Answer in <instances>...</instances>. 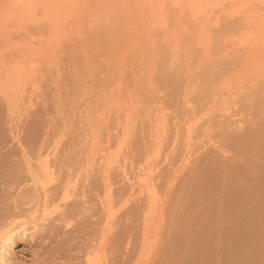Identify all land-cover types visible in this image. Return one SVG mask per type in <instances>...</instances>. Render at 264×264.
<instances>
[{"label":"rangeland","instance_id":"obj_1","mask_svg":"<svg viewBox=\"0 0 264 264\" xmlns=\"http://www.w3.org/2000/svg\"><path fill=\"white\" fill-rule=\"evenodd\" d=\"M15 173L22 264H264V0H0Z\"/></svg>","mask_w":264,"mask_h":264},{"label":"bare ground","instance_id":"obj_2","mask_svg":"<svg viewBox=\"0 0 264 264\" xmlns=\"http://www.w3.org/2000/svg\"><path fill=\"white\" fill-rule=\"evenodd\" d=\"M17 174L18 173H15L11 177L5 178V180H4L5 183H3L4 184L3 185L4 188L0 189V193H2L3 196L5 194H9V188L11 186H13L15 184V181L18 179ZM109 195L110 194H108V196ZM105 197H107V195ZM104 199H106V198H104ZM110 200H111V196H110ZM103 203H105V202H103ZM108 203H110V202H107V204ZM33 206H36V204H33ZM103 209H105L106 212L108 211V207L106 206V204L103 207ZM23 211L25 213V210H23ZM23 211H22V208H21L17 212L3 213V214L1 213L0 214V264H22L23 262L25 263L24 253H26V251H29L34 246L36 247V245H38L39 241L41 242V240L37 241L38 240L37 239L38 234H40V232L43 231V230L40 231V229H39L40 228V225L38 224L39 222L37 223L36 219H34V221L31 222V224H33V225L29 227V220H31V219L28 220L27 219L28 215L26 217L24 215ZM36 212H38V210ZM30 217H31V215H30ZM35 217H37V216H35ZM50 217H52V216H50ZM103 217H105V216H103ZM40 220H42V219H40ZM37 224L39 226H37ZM35 228H37V229H35ZM37 231H39V233ZM99 235H101V234H99ZM41 237L42 238H40V239H43V236H41ZM25 241H28V242H26L27 243V247H25L26 245H24V244H26ZM22 243L24 245L23 250L17 249V247L20 244H22ZM41 244H42V242H41ZM98 245H99V243H98ZM98 245L97 244H93V243L91 244V242H90V245H88V247L82 249L80 251V255L77 256V259L79 257H82L81 259H79L80 261L78 262V264H101L100 263V258H102L103 255L100 253V251L102 252V247L101 246H104V245L102 243L99 246ZM33 250H34V248H33ZM100 254H101V257H100ZM33 255H35V254H33ZM69 264H71V263H69Z\"/></svg>","mask_w":264,"mask_h":264}]
</instances>
